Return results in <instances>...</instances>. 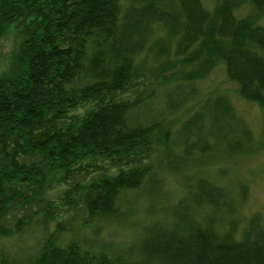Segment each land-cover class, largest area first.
Wrapping results in <instances>:
<instances>
[{"label": "trees", "instance_id": "obj_1", "mask_svg": "<svg viewBox=\"0 0 264 264\" xmlns=\"http://www.w3.org/2000/svg\"><path fill=\"white\" fill-rule=\"evenodd\" d=\"M263 18L264 0H0V39L20 28L0 72V239L38 216L48 235L29 264H264L261 214L241 222L204 178L123 250L63 238L66 213L81 208L84 229L118 214L128 192L153 198L160 154L251 152L231 94L196 105L194 86L221 67L237 97L264 111ZM158 96L166 115L187 117L179 128L142 122ZM55 189L59 205L46 200ZM0 264L23 263L0 248Z\"/></svg>", "mask_w": 264, "mask_h": 264}, {"label": "rangeland", "instance_id": "obj_2", "mask_svg": "<svg viewBox=\"0 0 264 264\" xmlns=\"http://www.w3.org/2000/svg\"><path fill=\"white\" fill-rule=\"evenodd\" d=\"M203 2L210 8L214 4V0H203ZM250 9L249 6H244L238 13L244 16ZM262 20L264 24V18ZM19 31L18 25H13L0 39V72L9 65L18 43ZM161 34L162 32H159V35ZM194 87L198 93L196 105L198 102L203 105L207 98L214 96L215 91L226 90L231 94L230 98L236 107L237 117L252 132L251 152L244 155L230 154L224 151V145L220 144L217 150H214L215 152L204 156L197 153L192 158H185L187 161L181 159L184 156L179 151H172L168 156L160 154L158 158L160 157L162 162L161 168L156 171L157 188L152 191L153 198L144 190V187L138 191L128 192L122 199L120 209L122 214H126L125 218L97 219L94 224H89L84 229H79V225L88 217L81 208L73 213H66L65 216L68 217L67 219L71 218V224L74 223V225H70L68 234L65 233L66 235L63 236L64 241L79 236L89 241L96 239L97 245H113L114 248L123 250L142 234L145 226L155 221H164L169 209L182 200L189 191L187 186H192L193 192H196L193 187L196 181L203 178L227 191L226 201L232 204L234 216L241 218V222L260 213L264 223V111L258 105L237 97L236 88L228 82L224 69L221 67L205 80L197 82ZM144 107L143 123H149L161 117L173 118L175 128H179L187 118L181 117L180 114L173 117L166 115L164 103L159 96L149 101ZM62 196V190L55 189L46 196V200L53 205H59ZM219 220H222L221 215ZM224 224L222 226H225ZM54 225L55 223H51L49 229L53 230ZM47 235L40 217L37 216L33 224L20 236L0 239V248L11 259L29 264L35 259Z\"/></svg>", "mask_w": 264, "mask_h": 264}, {"label": "bare ground", "instance_id": "obj_3", "mask_svg": "<svg viewBox=\"0 0 264 264\" xmlns=\"http://www.w3.org/2000/svg\"><path fill=\"white\" fill-rule=\"evenodd\" d=\"M111 217H115L116 219H117V218L120 219V218H125V217H126V214H125V213L122 214V212L119 211L118 214H116V215H114V216L107 217V218H111Z\"/></svg>", "mask_w": 264, "mask_h": 264}]
</instances>
